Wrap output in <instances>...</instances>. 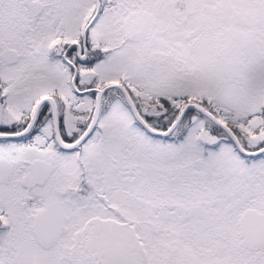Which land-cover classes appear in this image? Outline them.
<instances>
[{"label": "snow or ice", "instance_id": "snow-or-ice-1", "mask_svg": "<svg viewBox=\"0 0 264 264\" xmlns=\"http://www.w3.org/2000/svg\"><path fill=\"white\" fill-rule=\"evenodd\" d=\"M0 264H264V0H0Z\"/></svg>", "mask_w": 264, "mask_h": 264}]
</instances>
